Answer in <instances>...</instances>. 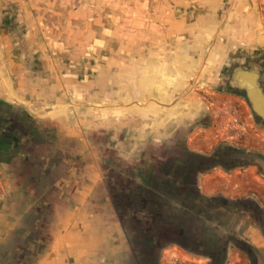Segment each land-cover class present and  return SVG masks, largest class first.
I'll use <instances>...</instances> for the list:
<instances>
[{
  "label": "crops",
  "instance_id": "crops-1",
  "mask_svg": "<svg viewBox=\"0 0 264 264\" xmlns=\"http://www.w3.org/2000/svg\"><path fill=\"white\" fill-rule=\"evenodd\" d=\"M131 1L111 18L114 23L89 14L94 10L90 5L81 7L78 22L67 15L66 26L78 24L79 35L65 40V70H73L65 73L66 79L52 66L34 72L38 61L28 50L31 61H25L16 43L26 41L23 33L16 38L11 34L14 29L20 33L23 24L40 33L35 2L0 0V98L24 107L36 120L56 123V137L75 145L72 156L79 158L80 172H93L83 146L89 133L96 132L110 133L115 143L111 149L123 165H133L148 148L162 144L175 145L183 163L193 157L214 158L209 167L200 168L196 186L203 198L226 203L206 213L218 236L227 239L225 264H251L246 251L253 264H264V124L227 86L233 67L264 55V0ZM9 3L17 11L8 9ZM54 41L47 40L49 47ZM72 63L78 64L79 73ZM226 101L236 107L246 127L235 141L213 116ZM221 145L239 150L241 163L229 168L217 161ZM30 164L0 163V243L14 220L41 217L43 227L52 229L55 246L46 264H142L135 255L129 260L115 215L91 213L89 203L98 199L93 193H81L79 203L71 200L70 188L82 183L86 185L81 189L89 190L95 180L81 176L72 184L50 185L38 166ZM85 215L96 226H83ZM55 230L60 233L53 234ZM175 263L208 260L173 244L155 263L143 262Z\"/></svg>",
  "mask_w": 264,
  "mask_h": 264
},
{
  "label": "flooded vegetation",
  "instance_id": "flooded-vegetation-1",
  "mask_svg": "<svg viewBox=\"0 0 264 264\" xmlns=\"http://www.w3.org/2000/svg\"><path fill=\"white\" fill-rule=\"evenodd\" d=\"M16 43L18 46L21 45V49L23 50L21 54L23 57L27 58V47L29 42L26 40L25 42L22 41L21 44V42L17 40ZM46 44L48 46L50 45V43ZM63 56V53L57 54V57ZM38 62L40 63V61ZM93 62L94 61H90V63ZM31 64H33V62ZM72 64L75 65L76 70L74 72L79 73V70H77L79 69L78 64ZM33 71L37 72L39 69L35 67ZM71 71L73 70L68 68V70H64L59 76L69 79L66 74ZM65 75L66 77H64ZM76 79H78V77ZM58 128L59 126L56 123L36 120L27 113L24 107L13 105L0 98V163L8 165L17 161L21 165L25 163H31L30 165L35 164L38 166V169L41 170L40 176L44 179H49L50 185L55 182H68V177L65 178L64 181H61V177L65 175V171H71V159L69 158L72 156V150H74L73 147L75 145L71 147L72 142L70 140L56 137ZM109 134L104 135L103 132H96L91 136L92 133H89L88 140H90V144L88 140L85 142V145L83 144V152L86 161H88L89 145H94L92 150H96L94 152L95 154L92 155L102 158L103 152H108L111 153L112 157L111 159H105L106 165L103 163H96V165H94L93 171L95 170L97 173L95 178L97 184L95 186L89 190H82L81 188L86 184L77 183L75 187L70 188L71 200L77 203L80 201L79 195H81V193H93L98 199L93 202L90 201L89 206L91 207V213L95 215V213L103 214V212H107L115 215V218H117L116 222L124 233L123 239L126 242L124 246L128 249L127 253L129 255V260L135 254L136 248L140 251L143 250L144 254L142 261L144 263H150L151 257H154L155 261H157L166 245V243L161 240V236L163 235H160L164 230L163 228L160 229L161 227L159 226V229L152 228V225H148V219H150V221L154 220V212L157 211L156 215H159L161 211H170L172 206L174 210L182 209L179 208L178 197L175 195V189L180 188L181 183L175 178V175L173 178H170L172 175L168 177L167 174L163 175L164 173L159 175L161 180L155 178L157 179L154 182L155 185L152 184L151 179L149 180L147 178L161 168H166L167 171L173 170V165L179 163L178 161L180 158L165 159V157L169 154L175 156L176 146L169 145V147H167L164 144L149 146L150 148H148L144 155L135 161L133 165H123L122 162L117 159L116 153L111 149L114 147L115 143L112 141V136ZM104 141H106V143L108 142L106 148L103 147ZM75 144L77 145L76 150L78 151V144ZM146 153H148L150 157L147 165L142 162L144 156L147 155ZM153 156L158 158L154 159ZM104 168L105 171L108 172L107 176L109 180L103 183V179L99 178L98 174H102ZM84 172L87 173V171ZM80 175L83 176L82 173H80ZM30 181L34 183L36 180L31 176ZM163 182L170 184L172 191L163 192L162 189L159 191L156 189L157 194L153 196V189L158 186L157 184ZM105 188H107L106 191ZM156 197L157 204L154 205L152 203L156 201ZM152 199L154 201H152ZM62 204L64 208L65 204ZM196 209L192 211L196 212ZM165 216L167 215L165 214ZM196 217L194 216V218ZM203 217H205L204 214ZM90 218V216L88 218V215L87 217L86 215L84 216L82 220L83 226L88 227L90 222L94 223L93 226H96L95 219L93 218L91 221ZM108 219V222L112 220V218ZM207 220L208 216L206 217V221ZM44 222L45 221H43L41 217L32 218L29 216H26L24 219L20 218L14 220L13 223L11 222L8 227L9 231L7 236L3 238L0 243V250L2 251V254H0L1 262L3 264H9V262L12 264H46L45 260L47 256H51L52 253L50 249L55 246L51 240L53 237L52 234L50 233L49 235V231L52 229L43 227L44 225L42 223ZM51 222L52 220L50 219V223ZM110 223L112 224V221ZM100 224L101 223H98V226ZM164 226L166 229L171 228L170 231L173 232L174 236L176 229L173 226L170 227L168 224ZM57 231L58 230L52 232L55 234ZM107 231L111 233L112 227L108 228ZM155 231H157V233ZM58 233L60 232L58 231ZM54 236L59 238L60 234ZM79 238V236H74L75 243L79 242ZM110 240L109 242H111ZM71 241L74 243L73 237ZM136 241L139 242L136 243ZM176 241L177 238L173 237L172 242ZM155 261L153 263H155ZM49 264H52V262H49Z\"/></svg>",
  "mask_w": 264,
  "mask_h": 264
},
{
  "label": "rangeland",
  "instance_id": "rangeland-1",
  "mask_svg": "<svg viewBox=\"0 0 264 264\" xmlns=\"http://www.w3.org/2000/svg\"><path fill=\"white\" fill-rule=\"evenodd\" d=\"M130 1L131 0H33V2H35L34 5H36L40 9L38 13L40 17V25H39L40 33L36 32L35 31L36 29H32L31 25L26 26L25 24H23L24 27H20L21 28L20 33H18L17 29H14L13 31H11V34L13 33L14 38H16V37L21 36V34L23 33V37L26 38V40L29 42L27 50L30 51L32 55H34V61H40V63L38 62V65L36 64L40 72L43 70L47 71V68L49 69V67L52 66L53 69L55 70L56 75L59 77V74H62V72H64V70L67 69V67L69 66L66 64L67 54L63 52V49L64 50L66 49L65 40L68 42L69 37L71 35H76V36L79 35L78 34L79 33L78 24L72 23L75 25V27L70 26V29L69 27L66 26L65 19L67 18V15L71 14L73 16L72 20L78 22L79 20L78 17L80 14L81 7L85 5H90L92 6V9L94 10H92V12H89V14L92 13V15L94 16L98 14L101 17H103V20L107 23V21L113 20L111 19L112 17L115 18V16H118L117 14H119L120 9H122L123 7H124L123 9H127L126 6L130 3ZM132 1L136 2L137 0H132ZM23 2L26 4H31L29 0H23ZM153 2L150 0L148 3H153ZM49 6H51L50 8L51 10L53 9V14L50 13L51 10L50 12H48ZM7 8L8 9L11 8L13 12L17 11V7H15L14 4H10V3L7 4ZM120 14H123V13L120 12ZM109 23H110L109 25L111 26L112 23L114 22L112 21V23L111 22ZM48 39L51 41L55 40L54 42L56 44L55 45L52 44V47H49L46 44ZM60 53H63L64 56L57 57V54H60ZM23 59L25 61L26 60L31 61V56L27 58H23ZM42 77L47 79V76H42ZM37 108L40 109V107H37ZM45 111H47V109ZM105 126L110 127L111 125H105ZM88 142L90 144V140H88ZM93 147L94 145L88 146V153H89L88 161H87L88 164L92 163L91 165L94 166L96 165V163L98 164L103 163L104 165H106L105 159H111L112 157L111 153L103 152L104 154H103V157L101 158L99 156L92 155V154H95L94 152L96 151L94 149L92 150ZM103 147L106 148V141H104ZM148 153H146L147 155L144 156V160L142 161L146 165L150 159V157L148 156L149 155ZM153 158L157 159L158 157L153 156ZM166 158L176 159L178 157H176V155L174 156V155L169 154L167 157H165V159ZM69 159H71V165H70L71 171H65L66 176L63 175L61 177V181H64V179L68 177V181H70L72 184V182H74L76 179L78 180L79 177L82 176L80 175V173H82L84 176V177H81L80 179L87 178L86 180L88 179L95 180L97 176L96 175L97 173L95 170L91 173L89 171L87 173L83 171L80 172L81 170L79 168V165H80L79 158L73 155ZM107 175H108V172L105 171V168L102 174H98L99 178L103 179L102 180L103 183L109 180ZM106 190L107 188H105V191ZM201 210H203V207L200 205L198 209H196L197 213L191 210L188 211L187 208L174 210L172 206L170 211L166 210L164 212L162 211L160 213L158 212L159 215L158 214L156 215L157 211L154 212L155 219L152 221L148 219V225L150 226L152 225V228H157V229H159V227H161L160 229L163 228L164 231H162L160 235H163L161 236V240H163L166 243L164 248H167L168 246H172L175 243V242H172V239L173 237H176L175 235L177 234L181 235V233L183 234V233L190 231L193 236L200 237L201 232L204 233L208 229L212 228L211 224L208 223V221H206V217L208 215H206L205 213L204 214L205 217H203V214L200 213ZM164 213L167 216H165ZM194 216L195 217L197 216V217L194 218ZM147 217H148V214H147ZM164 219L168 220V225H170V227L173 226L176 229V233L174 232V236H173V232L170 231L171 228L166 229V227L163 225L162 222ZM111 221L112 220H110V222ZM155 232L157 233V231ZM138 242L139 241H136V243ZM143 254H144L143 250L140 251L135 248L134 255L137 261L139 262L142 261Z\"/></svg>",
  "mask_w": 264,
  "mask_h": 264
},
{
  "label": "trees",
  "instance_id": "trees-1",
  "mask_svg": "<svg viewBox=\"0 0 264 264\" xmlns=\"http://www.w3.org/2000/svg\"><path fill=\"white\" fill-rule=\"evenodd\" d=\"M227 146L221 145L215 152V157L217 161L221 159L225 167H233L236 164L241 163L239 156L241 153L239 150L227 149ZM214 158L208 160L203 157H193L192 161L189 162H180L173 165L172 171H167L166 168H161L159 171L152 173L148 176L147 179L152 180V184H154L155 178H159L160 174L175 175V178L180 181V188L175 189V195L178 197L179 208H187V210L198 209L199 205L203 207L201 210V214H205L209 212V210L213 209H221L223 205L226 203L220 199H206L203 198L198 191L196 186V178L199 174L201 167H209V164H212ZM225 161V162H224ZM160 179V178H159ZM161 180V179H160ZM168 181V180H167ZM155 185V184H154ZM153 185V187H154ZM158 186L153 189L154 194L156 196L157 191L163 190L166 192H171L172 187L170 184H166V182L157 184ZM152 204L156 205L157 197ZM164 225L168 224V220L164 219L162 222ZM216 228H210L206 232L202 233L200 237L193 236L190 231L186 233H181V235H176L177 241L175 244L183 247L187 252L196 255L198 257H202L208 260V264H225L226 260V246L225 243L227 239H222L218 236V232L215 231ZM217 230V229H216ZM249 261L253 264L254 259L252 254L246 251ZM155 259L151 257V262H154Z\"/></svg>",
  "mask_w": 264,
  "mask_h": 264
},
{
  "label": "water",
  "instance_id": "water-1",
  "mask_svg": "<svg viewBox=\"0 0 264 264\" xmlns=\"http://www.w3.org/2000/svg\"><path fill=\"white\" fill-rule=\"evenodd\" d=\"M264 55L232 68L228 88L247 102L251 114L264 124Z\"/></svg>",
  "mask_w": 264,
  "mask_h": 264
},
{
  "label": "built area",
  "instance_id": "built-area-1",
  "mask_svg": "<svg viewBox=\"0 0 264 264\" xmlns=\"http://www.w3.org/2000/svg\"><path fill=\"white\" fill-rule=\"evenodd\" d=\"M220 127L229 134L230 140H238L246 130L236 107L229 101L221 103L214 115ZM178 264V263H175Z\"/></svg>",
  "mask_w": 264,
  "mask_h": 264
}]
</instances>
